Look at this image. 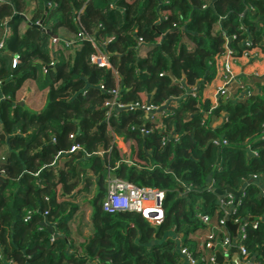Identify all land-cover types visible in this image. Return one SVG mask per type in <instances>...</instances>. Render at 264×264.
I'll return each instance as SVG.
<instances>
[{"label":"trees","instance_id":"1","mask_svg":"<svg viewBox=\"0 0 264 264\" xmlns=\"http://www.w3.org/2000/svg\"><path fill=\"white\" fill-rule=\"evenodd\" d=\"M34 1L0 0V264H178L174 234L199 258L214 254L213 230L216 247L229 235L264 261L252 180L264 181V83L238 78L248 90L234 85L217 104L203 96L228 49L264 51V0ZM99 53L112 68L93 62ZM28 81L46 93L38 111L19 97ZM113 90L140 107L108 114ZM110 176L165 190L162 223L106 212ZM227 187L241 191L228 220L243 237L221 222ZM86 193L93 233L80 248L71 222Z\"/></svg>","mask_w":264,"mask_h":264},{"label":"built area","instance_id":"2","mask_svg":"<svg viewBox=\"0 0 264 264\" xmlns=\"http://www.w3.org/2000/svg\"><path fill=\"white\" fill-rule=\"evenodd\" d=\"M51 43L52 45L55 46V44L57 43V38L52 39ZM247 45H250V43L247 42ZM2 46L3 45L0 44V47ZM260 52H263L261 48L248 50L245 51L241 57L247 59H254L259 56ZM223 57H224V63H223L224 81H223V85L217 91V99H219V97L224 95H228L227 98H229L230 92L233 91L234 85L240 86V88H243L244 91L248 90L247 88L243 87L240 80L236 78V76L234 75V64L236 58L239 57L235 56L234 51L231 49H228L227 53ZM92 60L95 64L101 67L112 68L107 57L101 53L94 55L92 57ZM16 63L17 60L15 59L14 64ZM190 91L191 93H194L196 89L192 88ZM111 93L114 95V99L106 102V106L108 107V114H111L114 108L121 109V108L140 107L138 104L124 106L117 101L119 96V91L113 90L111 91ZM141 108L146 109L148 111H152L156 109L159 111L163 110V108L159 109L154 106H142ZM71 137L73 138L74 135L71 134ZM115 140L120 147H122L125 151L127 150L126 143L122 136L116 135ZM225 142L226 140H223V143ZM217 143H222V142L217 140ZM78 149H82V146L80 144H74L70 149V151L73 152ZM252 180L256 181L257 183L259 182L260 185L262 182L264 183L262 177L257 174L253 176ZM261 187H262V193H264V185H261ZM165 198H166V191L163 189L157 187L140 186L128 180L119 177L110 176L107 183V195L103 200V209L106 212H110V213H115L119 211H135L141 213L152 225L157 226L162 223L165 217V209H164ZM219 202L226 214V217L221 219V222L224 223L225 220L229 219L228 217L231 214L232 209L236 204L235 195L232 193H228L226 194L225 197L224 196L221 197L219 199ZM201 218L206 224L210 223V217L208 215H202ZM232 223L239 224L238 231L239 232L242 231L241 236L243 237L245 235L244 226H241L238 220H235ZM257 224L258 222L254 223L255 226H257ZM214 235H215V231L213 230L212 233L207 236V241H206L207 248H213V249L216 248ZM234 246L237 247L243 259H247L248 257L251 256V253L244 245L238 244V242L235 239H232L229 235H226V237L221 243L222 250L227 255H229L230 251L232 252ZM181 253L186 256L188 264H200V260H205L207 262H210L211 264H214L216 260L215 254L212 255L206 254V256L202 255L201 257L197 258L187 246L181 247ZM256 264H264V261H257Z\"/></svg>","mask_w":264,"mask_h":264},{"label":"crops","instance_id":"3","mask_svg":"<svg viewBox=\"0 0 264 264\" xmlns=\"http://www.w3.org/2000/svg\"><path fill=\"white\" fill-rule=\"evenodd\" d=\"M62 36H64L65 39L69 40L70 36H66L64 34H62ZM223 63H224V57H221L220 59H218L217 76L212 81V83H210L207 86V88L203 91L204 98L211 100L214 104L218 103L217 91L223 85V81H224ZM234 75L236 76V78H243V79L246 78L254 83H258V82L264 83V51L260 52L259 56L254 59H247L243 57L236 58V61L234 64ZM30 82L32 81H28L25 84V86L23 87V89L21 90L19 94V97L23 102L26 103L28 107L33 108L38 111L41 108H43L45 104V100L41 106L36 105L35 103L36 101L32 100V98L34 97L30 95L36 93L38 89L34 82L33 84H31ZM27 88H29L30 91ZM42 93L44 95L46 94L44 92ZM261 185H264V183L262 182ZM91 214H92V208H89L87 210L80 209L78 213L76 214L75 218L71 222L72 238L77 247L81 248L83 243L86 240H88L93 233ZM200 232L201 230H197L195 233H192L190 235V238H191L190 247L191 245H193V243H197V242L199 245V241L203 239V235H204V234H201ZM237 232H238V229H237ZM234 236L236 237L235 234ZM174 239L177 241V247H178V250L180 251V257H179L178 264H188L186 256L181 253L182 234H179V233L174 234ZM234 249L236 248H233L232 252L230 251V254L227 255L222 250L221 246L216 247L214 249V254L216 256V260L214 264H256L257 263L258 260L255 255H251L247 259H243V257L239 253V250L238 249L234 250ZM236 256L238 258H236ZM90 264H97V262L96 260H94Z\"/></svg>","mask_w":264,"mask_h":264},{"label":"rangeland","instance_id":"4","mask_svg":"<svg viewBox=\"0 0 264 264\" xmlns=\"http://www.w3.org/2000/svg\"><path fill=\"white\" fill-rule=\"evenodd\" d=\"M28 1V6H29V10H33L35 7H36V2L34 1V0H27ZM26 17L28 18V19H30L31 18V14H29V13H27L26 14ZM145 51V50H144ZM31 84H33V82H30ZM29 83V84H30ZM31 86V85H30ZM29 91H30V89L29 88H27ZM28 92V91H27ZM30 96H32V97H34V98H32V100H35L36 102V105H38V106H41L42 105V103L44 102V100H45V95L42 93V92H40V91H37L36 93H34V94H31ZM127 146V145H126ZM91 195H92V193H86V194H80L79 195V199H82L83 198V201H84V203H85V205L86 206H84V208L83 209H85V210H87V209H89V208H91V206H90V197H91ZM85 197V198H84Z\"/></svg>","mask_w":264,"mask_h":264},{"label":"water","instance_id":"5","mask_svg":"<svg viewBox=\"0 0 264 264\" xmlns=\"http://www.w3.org/2000/svg\"><path fill=\"white\" fill-rule=\"evenodd\" d=\"M21 17H23L24 19H27V17L25 16V15H21ZM36 26H38V27H40L41 26V24H38V25H36ZM225 192H230V193H232V194H234L235 195V198H236V201L238 200V197L240 196V194H241V191H235L234 189H232V188H230V187H227L226 188V191H220L219 193L220 194H224ZM250 220H253V218H250ZM228 225L230 226V228L232 229V231L234 232V234L235 235H237V229H238V227H239V224H234V223H232L230 220H228ZM234 250H236V249H234ZM235 252H237V251H235ZM236 258H238L237 256H236Z\"/></svg>","mask_w":264,"mask_h":264}]
</instances>
